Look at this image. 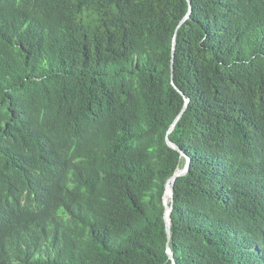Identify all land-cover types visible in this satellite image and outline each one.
<instances>
[{"label": "trees", "instance_id": "trees-1", "mask_svg": "<svg viewBox=\"0 0 264 264\" xmlns=\"http://www.w3.org/2000/svg\"><path fill=\"white\" fill-rule=\"evenodd\" d=\"M0 264H264V0H0Z\"/></svg>", "mask_w": 264, "mask_h": 264}, {"label": "water", "instance_id": "water-1", "mask_svg": "<svg viewBox=\"0 0 264 264\" xmlns=\"http://www.w3.org/2000/svg\"><path fill=\"white\" fill-rule=\"evenodd\" d=\"M192 11V6H191V9L188 13V15L182 20V22L180 23V25L184 22V20L188 19L190 17V13ZM179 25V26H180ZM175 45H176V41L174 40L173 42V55H172V76H173V73H174V67H175ZM172 84L177 88L178 86L176 85L174 79H172ZM180 90V89H179ZM181 91V90H180ZM182 92V91H181ZM183 93V92H182ZM188 103H189V100L187 99L186 100V104L183 108V110L181 111V113L179 114V116L176 118L175 122L172 124L170 130H169V133H171V131L174 129L177 121L180 119V117L183 115L186 107L188 106ZM167 141L169 143L170 146H172L173 148L179 150L182 154H185V152L176 144L174 143L173 141L170 140L169 136H167ZM186 155V154H185ZM190 168V158L188 157L187 159V164L184 168L182 169H178L176 171V173L170 178L169 182L171 184V193H170V197L167 198L166 195H167V190H166V193H165V204H166V207H167V211H166V222H167V231H168V235L170 236L171 235V225H172V211H173V203H174V187H175V181H176V178L180 175H183L185 174ZM168 252L170 254V256L172 258H174V255H173V252L171 250V248L169 247L168 248Z\"/></svg>", "mask_w": 264, "mask_h": 264}, {"label": "bare ground", "instance_id": "bare-ground-1", "mask_svg": "<svg viewBox=\"0 0 264 264\" xmlns=\"http://www.w3.org/2000/svg\"><path fill=\"white\" fill-rule=\"evenodd\" d=\"M170 193H171V184L168 183V186H167V195H166L167 198L170 197Z\"/></svg>", "mask_w": 264, "mask_h": 264}]
</instances>
